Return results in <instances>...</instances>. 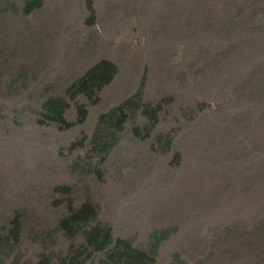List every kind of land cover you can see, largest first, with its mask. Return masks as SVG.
<instances>
[{
	"label": "trees",
	"instance_id": "trees-1",
	"mask_svg": "<svg viewBox=\"0 0 264 264\" xmlns=\"http://www.w3.org/2000/svg\"><path fill=\"white\" fill-rule=\"evenodd\" d=\"M118 1L83 0V23L141 29L151 39L141 58L104 45L100 31L66 33L75 45L52 79L57 33L48 18L33 21L49 0H0V79L30 95L33 125L69 132L98 111L92 132L68 145L70 179L0 215V264H264V0ZM129 141L165 171L143 239L108 220L102 189L152 175Z\"/></svg>",
	"mask_w": 264,
	"mask_h": 264
},
{
	"label": "rangeland",
	"instance_id": "rangeland-1",
	"mask_svg": "<svg viewBox=\"0 0 264 264\" xmlns=\"http://www.w3.org/2000/svg\"><path fill=\"white\" fill-rule=\"evenodd\" d=\"M116 2L119 4L118 0ZM97 6L99 9L100 1L97 2ZM85 16L83 0H49L46 8L34 16V23H36V20L42 22V20L44 21L45 18H48L49 21H52V27L57 33L56 40L55 38L52 39V46L48 40V49L50 51L53 50L51 53L48 51V56H46L51 61L50 75L52 79H54L56 72L61 68L59 66L62 55L65 54L69 46L75 45L73 37L66 40L67 34L77 33L78 36L82 35L81 39L83 41L93 32L100 31L104 33V35L101 34V37H103L102 42H105L104 45L116 48L120 54H124V52L127 56L134 54L136 55L135 59L141 58L138 53H143L141 49L149 46L151 42L150 38L147 39L140 32L141 29L127 32L122 30L115 33L111 32L109 30L111 22L107 25L100 22L95 28L86 27L83 23ZM56 41L57 45H55ZM90 46H92L91 42H89L88 47L91 49ZM88 61L86 59L81 64H87ZM132 62L129 59L126 60L125 64L123 63L121 77L124 76V72L129 67L127 64ZM67 63L70 65L71 60H68ZM75 68H71L74 73H76ZM44 69L47 70V67ZM38 79H41V74ZM62 79H64V76H62ZM7 81H9L7 77L6 79L3 77L0 79V116H2L0 119V215L11 212L7 210L10 207L11 209L20 207L18 203L20 204L22 201L35 198L38 194L40 196L41 194L45 195L44 185L52 184L54 181L59 182L70 179L64 167V155L68 156V145L71 141L80 139L83 135H89L92 132L98 112L93 110L86 125L73 128L69 132L58 133L47 129L40 130L33 125L32 117L26 111L30 107V95L25 92L9 94L6 86ZM121 81H123L122 78L120 79ZM134 82L131 84L126 83L122 89L109 96L107 100H104L100 108L106 109L108 106L110 108L118 96H121L122 93L134 86ZM115 87V85L111 87L106 94L112 92ZM125 145L129 146L130 152L125 149L129 156L137 154L142 161H144L145 157L149 159L152 175L144 176L143 178L152 177L153 179L148 184H143L146 181L139 176V171L136 172L132 182H137V184L142 182L140 186H135L130 182L131 179L129 180L130 183L127 182L128 184L126 183V185L113 178H108L105 185L102 186L103 191L109 195V205L106 212L109 215L108 220L118 227L121 232L136 231L138 238L143 239L146 236L145 234L157 223V219H154L151 214V206L152 204L155 205L157 200H159V187L165 180L162 174L165 171L162 169L160 177L157 176L159 173L157 158L152 157V153L147 150L146 145L136 146L132 141L125 142ZM63 149L64 154L60 155ZM129 186L132 187L129 188ZM98 189L101 191L100 188ZM141 189H144V196L140 200L139 191ZM168 194L170 195V193ZM7 203L9 204L7 205Z\"/></svg>",
	"mask_w": 264,
	"mask_h": 264
}]
</instances>
